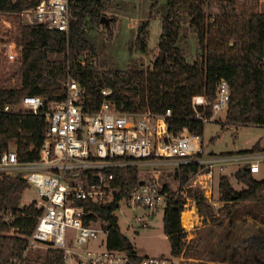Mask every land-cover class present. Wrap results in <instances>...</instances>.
Listing matches in <instances>:
<instances>
[{
  "label": "trees",
  "instance_id": "1",
  "mask_svg": "<svg viewBox=\"0 0 264 264\" xmlns=\"http://www.w3.org/2000/svg\"><path fill=\"white\" fill-rule=\"evenodd\" d=\"M40 1L0 0V11L6 17L15 11L20 18L22 11ZM216 1L219 11L207 10L211 0H152L150 17L161 10L162 18L158 54L150 68L132 63L125 70L98 68L97 47L88 28L101 24L107 0H70L68 31L19 21V57L9 61L0 54V152L13 144L21 160L38 158L47 129L45 109L64 97L68 75L85 88L79 102L85 110H96L104 101L120 110L163 113L170 108V133L176 135L188 128L200 137L205 119L213 116L219 82L224 78L230 86L224 126L264 125V0H254L248 7L240 0ZM184 21L197 39L201 51L198 58L190 59L180 44ZM149 26L147 19L138 27L130 51L138 47L148 52ZM104 88L111 92L104 94ZM26 95L43 97L46 106L38 113L13 110ZM196 95L206 99L196 106L202 117L193 107ZM6 105L12 110L6 111ZM260 140L241 151L261 149ZM198 167L190 162L174 170L179 181L175 191L163 183L167 191L163 227L171 254L191 258L187 264H264V178H257L248 166H242L234 176L245 187L236 189L226 173L219 174L222 205L216 211L202 190L188 186ZM114 171L122 188L140 181L137 166ZM28 186L20 175L0 176V264H62L61 249L49 248L36 254L30 251L23 256L41 212L35 201L23 203ZM189 197L195 200L207 226L187 240L181 217ZM94 207L109 228L108 246L135 250L120 226L118 200Z\"/></svg>",
  "mask_w": 264,
  "mask_h": 264
},
{
  "label": "built area",
  "instance_id": "2",
  "mask_svg": "<svg viewBox=\"0 0 264 264\" xmlns=\"http://www.w3.org/2000/svg\"><path fill=\"white\" fill-rule=\"evenodd\" d=\"M69 1L41 0L34 8L22 11L20 18L15 11H10L8 17L0 11V54L9 61L19 57V21L68 31ZM64 85V97L50 102L45 109L47 129L38 158L21 160L13 144L0 152V176L20 175L37 191L31 201L41 212L23 256L34 249L54 248L62 250V264H185L183 255L141 254L137 249L108 246L109 228L94 204L117 199V210L123 205L155 208L167 196L157 173L148 178L140 176L138 184L122 188L114 170L167 163L178 168L181 164L197 163L199 167L188 186L210 197L216 177L226 173L229 166H248L254 174L261 171L264 133L260 138L262 148L254 152H206L201 137L188 128L176 135L170 133V108L163 113L120 110L104 101L96 110H85L79 104L85 88L70 75ZM102 92L109 94L111 90L104 88ZM229 100L230 86L222 78L212 117L227 110ZM204 103L193 99L198 117L202 115L196 106ZM45 106L43 97L26 95L13 110L38 113ZM5 110L12 109L6 105ZM132 218L140 226L148 225L144 215L135 214Z\"/></svg>",
  "mask_w": 264,
  "mask_h": 264
},
{
  "label": "rangeland",
  "instance_id": "3",
  "mask_svg": "<svg viewBox=\"0 0 264 264\" xmlns=\"http://www.w3.org/2000/svg\"><path fill=\"white\" fill-rule=\"evenodd\" d=\"M240 1L248 7L254 0ZM151 5L152 0H107L105 15L109 18L108 23L101 22L94 28H88L89 37L97 47L98 54L95 61L99 69L125 70L131 63L143 68L153 66L158 54L157 47L161 34L162 12L161 10L157 11L154 17H150ZM207 10L219 11L217 1L211 0L210 7H207ZM147 19H150V48L148 52H142L138 47H134L133 51H130V46L135 40L138 27ZM180 44L190 59L200 57L201 51L197 44V39L189 27L188 21H184ZM225 117L226 110H222L210 120L205 121L201 139L206 152H238L250 148L264 133V127L257 124L226 123L228 125L224 126L225 123L222 121H225ZM238 168V165H231L228 167L226 174L235 188L241 189L245 187V184L239 182L234 176V171ZM175 169L176 165L173 163L156 166L149 165L140 169V175L148 178L153 173H157L160 183L167 182L170 188L175 191L179 188V181L174 176ZM256 177L263 179L264 170L257 173ZM36 197V189L33 186H28L22 201L23 203H29ZM205 197L216 211L222 205L219 200L217 178L214 182L213 195L210 197L205 195ZM186 203V210L195 209L196 212L192 217V222L189 220L187 224L185 223L186 225L182 222L183 227L187 230L186 237L191 239L202 232L206 228L207 223L204 221L203 216L199 214L193 198L189 197ZM164 205L165 202L155 208H126L123 205L124 208L122 206L121 209L116 211L122 231L131 239L137 251L141 254H171V244L163 227ZM135 214L146 216L148 225L140 226L133 221L132 217ZM38 252H41V249H34L31 254ZM185 258V264H187L191 258Z\"/></svg>",
  "mask_w": 264,
  "mask_h": 264
},
{
  "label": "bare ground",
  "instance_id": "4",
  "mask_svg": "<svg viewBox=\"0 0 264 264\" xmlns=\"http://www.w3.org/2000/svg\"><path fill=\"white\" fill-rule=\"evenodd\" d=\"M194 213H196V212L195 211H192L190 213V211H187L185 209V211H184V213L182 215V222L184 223V225H186L189 222V220H192V217L194 216Z\"/></svg>",
  "mask_w": 264,
  "mask_h": 264
},
{
  "label": "crops",
  "instance_id": "5",
  "mask_svg": "<svg viewBox=\"0 0 264 264\" xmlns=\"http://www.w3.org/2000/svg\"><path fill=\"white\" fill-rule=\"evenodd\" d=\"M196 97H200V98H201V100H200L198 103H204V102H206V99H205V97H204L203 95H196V96H194V98H193L194 101H195V98H196ZM263 166H264V165H262V169H261V171L264 170ZM261 171H260V172H261ZM258 173H259V172H258ZM256 174H257V173H256ZM256 174H255V176H256ZM216 178H218V176H217ZM215 180H216V179H215ZM217 186H218V180H217ZM187 211H190V212H191V211H195V209H193V210H187ZM194 215H195V214H194ZM181 220H182V217H181ZM191 222H192V220H191ZM191 222H190V224H191ZM187 239H188V238H187ZM191 239H192V238H191ZM188 240H190V239H188Z\"/></svg>",
  "mask_w": 264,
  "mask_h": 264
},
{
  "label": "water",
  "instance_id": "6",
  "mask_svg": "<svg viewBox=\"0 0 264 264\" xmlns=\"http://www.w3.org/2000/svg\"><path fill=\"white\" fill-rule=\"evenodd\" d=\"M108 21H109V18L106 16V15H103L102 17H101V22H104V23H108ZM63 92H64V90H63Z\"/></svg>",
  "mask_w": 264,
  "mask_h": 264
}]
</instances>
